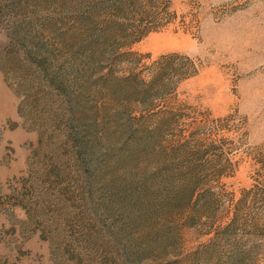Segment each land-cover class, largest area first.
I'll use <instances>...</instances> for the list:
<instances>
[{
    "label": "rangeland",
    "instance_id": "obj_1",
    "mask_svg": "<svg viewBox=\"0 0 264 264\" xmlns=\"http://www.w3.org/2000/svg\"><path fill=\"white\" fill-rule=\"evenodd\" d=\"M0 264H264V0H0Z\"/></svg>",
    "mask_w": 264,
    "mask_h": 264
}]
</instances>
